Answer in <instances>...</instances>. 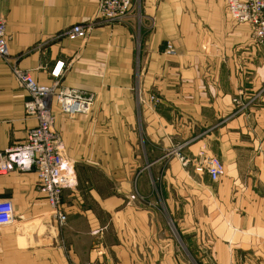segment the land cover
<instances>
[{
	"label": "crops",
	"instance_id": "obj_1",
	"mask_svg": "<svg viewBox=\"0 0 264 264\" xmlns=\"http://www.w3.org/2000/svg\"><path fill=\"white\" fill-rule=\"evenodd\" d=\"M99 1L0 2L12 62L50 85L63 59L62 83L96 97L75 116L52 104L76 174L64 225L35 171L0 174L15 217L0 227V264H264V46L253 27L235 23L227 0H134L125 21L59 36L93 21ZM28 98L0 57V150L36 125ZM178 146L187 166L169 153ZM202 149L225 164L220 180L195 169Z\"/></svg>",
	"mask_w": 264,
	"mask_h": 264
},
{
	"label": "built area",
	"instance_id": "obj_2",
	"mask_svg": "<svg viewBox=\"0 0 264 264\" xmlns=\"http://www.w3.org/2000/svg\"><path fill=\"white\" fill-rule=\"evenodd\" d=\"M10 0H0V2ZM134 0H100L97 13L89 23H77L61 33L59 36L69 38H86L91 30L103 24L125 21L132 13ZM227 9L236 24H249L253 27L256 43L264 46V0H227ZM165 52L172 54L174 46L167 41ZM0 57L11 64L12 72L19 85L26 89L29 98L25 102V113L37 121L26 136V140L14 143L0 150V174L13 170L35 171L42 191L50 205V214L60 225L67 222V215L62 209V194L65 188L76 185L74 164L67 160L64 145L55 129L56 114L52 108L56 100L61 111L69 116L87 113L95 102V94L80 88L66 86L62 83L65 71V61L58 59L49 68L53 79L52 84L39 83L34 77L32 69H25L12 62L9 36L7 34V20L0 13ZM151 99L157 100L152 95ZM140 100H142L140 98ZM238 104L239 98L234 99ZM245 107L242 104L238 111ZM183 146H178L169 153H175L183 166L190 161L182 154ZM197 171L206 172L214 181L226 175L223 161L216 155L202 149L194 161ZM133 198L135 195L132 196ZM13 205L10 200H0V227L15 222Z\"/></svg>",
	"mask_w": 264,
	"mask_h": 264
}]
</instances>
